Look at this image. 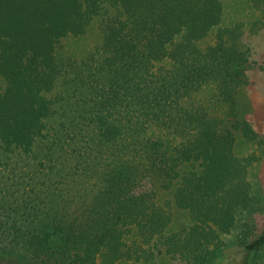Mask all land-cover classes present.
<instances>
[{"label": "trees", "instance_id": "obj_1", "mask_svg": "<svg viewBox=\"0 0 264 264\" xmlns=\"http://www.w3.org/2000/svg\"><path fill=\"white\" fill-rule=\"evenodd\" d=\"M221 6L0 0V161L15 163L17 177L0 188L2 264H116L142 246L130 234L167 233L158 186L174 189L193 217L186 235H167L169 252L184 246L199 264H226L216 250L203 253L202 231L215 233L211 221L228 227L225 210L242 198L240 183L228 187L233 131L258 132L236 107L237 48L222 35L206 50L198 43ZM94 25L103 39L78 55ZM210 81L228 116L188 99ZM15 191L25 196L9 203ZM262 244L264 232L247 246Z\"/></svg>", "mask_w": 264, "mask_h": 264}, {"label": "rangeland", "instance_id": "obj_2", "mask_svg": "<svg viewBox=\"0 0 264 264\" xmlns=\"http://www.w3.org/2000/svg\"><path fill=\"white\" fill-rule=\"evenodd\" d=\"M220 2L221 20L200 38L198 43L206 50L222 35L227 45L236 47V51H239L240 60L236 62L233 70L237 83L236 107L241 118L253 122L258 136L250 139L240 130L233 131L236 140L231 155L236 165L233 181L228 187L240 183L242 188L239 193L243 199H238V204L230 209L232 214L225 210L227 212L223 217L228 227H223L216 221L207 224L206 228L212 225L215 233L211 232L213 235H209L202 231L206 235L202 239L205 244L203 253L207 254L206 252L211 249L216 250L219 254L215 259L226 264H264V244L257 249H250L247 246L264 232V0ZM94 27L89 37L74 47L78 55L82 53L86 56L89 50L103 39L99 26ZM218 92L217 83L210 81L194 88L188 99L205 104L208 111L215 115L228 116V103L219 98ZM3 162L4 160L0 161V188L7 191L9 189L6 186L13 182L17 184V177L13 169L15 163L8 166L3 165ZM26 170H29L28 167L24 168L23 173ZM173 191L174 189L168 190L158 186L155 198L157 204L171 217L166 227L167 233L164 236L161 233L157 234L151 241L145 240L140 233L130 234L129 242L133 243L136 238L142 246L137 250L138 253L132 251L129 253L131 255L117 260L116 264H199L196 262L195 254L187 247L182 246L180 250L169 252V245L165 242L167 235L174 231L182 233V236L186 235L183 229L187 223L191 224L193 221L191 212L179 206ZM15 196L18 200H23L25 193L15 191L9 203L13 204ZM223 202L226 203L225 198ZM0 212L8 213L4 208H0ZM2 263L0 258V264Z\"/></svg>", "mask_w": 264, "mask_h": 264}]
</instances>
